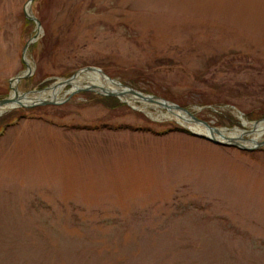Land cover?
I'll list each match as a JSON object with an SVG mask.
<instances>
[{
    "label": "rangeland",
    "instance_id": "rangeland-1",
    "mask_svg": "<svg viewBox=\"0 0 264 264\" xmlns=\"http://www.w3.org/2000/svg\"><path fill=\"white\" fill-rule=\"evenodd\" d=\"M29 2L0 0V99L29 61L22 95L95 67L212 127L264 120V0ZM72 88L0 116V264H264V136Z\"/></svg>",
    "mask_w": 264,
    "mask_h": 264
},
{
    "label": "bare ground",
    "instance_id": "bare-ground-1",
    "mask_svg": "<svg viewBox=\"0 0 264 264\" xmlns=\"http://www.w3.org/2000/svg\"><path fill=\"white\" fill-rule=\"evenodd\" d=\"M30 7V5L26 7L28 13L30 12ZM27 63L29 64L28 71L32 74L34 72V69L29 61ZM23 74L24 73H22L21 75ZM18 84V80L14 79L11 84L12 92H10L11 98H16L17 101L9 105L0 106V116L21 106H30L44 101L59 102L58 96L67 86V84L64 83V80H61L53 84L49 88V90L47 89L38 93H29L22 95L18 89ZM71 84L73 87L71 90L73 91L90 86V88L94 87V89L99 92L119 93L123 102L138 110H146L148 108L154 107L156 109H166L168 111V117L176 120L182 126L189 128L197 135L200 134L214 140L235 143L241 146L254 148L260 144L261 139L264 136V120L260 121V123H249L246 120H243L242 124L244 128H209L203 124L194 123L190 114L177 109L172 104L170 106H167V104L164 105L161 102H151L149 99L144 97L140 98L135 95L132 96L131 94L127 93L124 88H121L119 83L110 81L109 78H106V76H103L99 72L93 71L86 74H80L76 79L71 81ZM71 92L72 91H70V93ZM139 103L142 104L141 107L138 106ZM247 136H251V138L247 139Z\"/></svg>",
    "mask_w": 264,
    "mask_h": 264
},
{
    "label": "water",
    "instance_id": "water-1",
    "mask_svg": "<svg viewBox=\"0 0 264 264\" xmlns=\"http://www.w3.org/2000/svg\"><path fill=\"white\" fill-rule=\"evenodd\" d=\"M35 0H30V2H29V5L31 4V3H33ZM27 16L29 17V19H31V17L27 14ZM33 20H35L36 21V19H33ZM37 23H38V21H36ZM38 25H39V23H38ZM34 40H36V37H34L30 42H28L27 44H26V47H25V49H24V53L26 52V49H28V47H29V45L34 41ZM26 63H27V61H25ZM27 66H28V63H27ZM29 67H27V71H25L24 72V74L23 75H19V76H17V77H15V78H13L12 80H11V82L10 83H12L13 81H14V79H16V80H18V82L19 81H22L23 79H25V78H28V77H30L32 74L31 73H29V69H28ZM99 72V73H101L103 76H106L105 75V73L100 69V68H95V67H86V68H82L81 70H79V71H77L72 77H70V78H68V79H65L64 80V83H66L67 85H72L71 84V81H73L74 79H76L77 77H78V75H80V74H86V73H89V72ZM106 78H108V76H106ZM109 80L110 81H112V82H116V83H118L116 80H113V79H111V78H109ZM120 84V86H121V88H124V90L127 92V93H129V94H131L132 96L133 95H135V96H138V97H140V98H147V99H149L151 102H161V103H163L164 105L165 104H167V106H170L171 104L174 106V107H176L177 109H179V110H182V111H185V112H187L188 114H190V116L194 119V123H199V124H203V125H205L206 127H209V128H213L211 125H209V124H207V122H204V121H202V120H200V119H198V118H196V116L194 115V114H192L190 111H188V110H186V109H184V108H182V107H180V106H178V105H176V104H173V103H171V102H169V101H167V100H165V99H162V98H159V97H156V96H152V95H146V94H143V93H141V92H139V91H136L135 89H133V87L132 88H130V87H128V86H125V85H123V84H121V83H119ZM53 85V84H52ZM51 85V86H52ZM51 86H49V88L51 87ZM49 88L47 87V88H45V89H43L42 91H44V90H49ZM42 91H39V92H42ZM79 91H94V92H97V93H100V94H103V95H106V96H117V97H119V98H121L120 97V94L119 93H106V92H99V91H97L96 89H94V87H91L90 88V86H87V87H84V88H80V89H76V90H72V94L73 93H76V92H79ZM17 100H16V98H11V96L10 97H8V98H3V99H0V106H5V105H9V104H12V103H15ZM51 103V104H58L57 102H54V101H44L43 103ZM34 105H36V104H34ZM191 132H193L192 130H190ZM194 133V132H193ZM195 135H197L196 133H194ZM197 136H199V137H204V138H206V139H208V140H210V141H212V142H214L215 144H217V145H220V146H238V147H240L241 149H243V150H248V151H252V150H254L255 148H250V147H247V146H241V145H238V144H235V143H228V142H223V141H219V140H214V139H212V138H208V137H206V136H202V135H200V134H198Z\"/></svg>",
    "mask_w": 264,
    "mask_h": 264
},
{
    "label": "trees",
    "instance_id": "trees-1",
    "mask_svg": "<svg viewBox=\"0 0 264 264\" xmlns=\"http://www.w3.org/2000/svg\"><path fill=\"white\" fill-rule=\"evenodd\" d=\"M112 100H115V99H112ZM116 102H117V101H116ZM117 104H118V102H117ZM221 118H223V117H221ZM174 130H175L176 132H177V131H180V132L188 133V131H187L186 129L181 128V127H175Z\"/></svg>",
    "mask_w": 264,
    "mask_h": 264
}]
</instances>
